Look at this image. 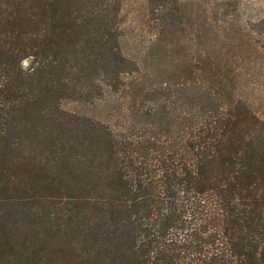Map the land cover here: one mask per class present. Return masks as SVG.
<instances>
[{"label":"trees","instance_id":"16d2710c","mask_svg":"<svg viewBox=\"0 0 264 264\" xmlns=\"http://www.w3.org/2000/svg\"><path fill=\"white\" fill-rule=\"evenodd\" d=\"M124 1L0 0V264H264V0Z\"/></svg>","mask_w":264,"mask_h":264},{"label":"rangeland","instance_id":"374dc122","mask_svg":"<svg viewBox=\"0 0 264 264\" xmlns=\"http://www.w3.org/2000/svg\"><path fill=\"white\" fill-rule=\"evenodd\" d=\"M140 0H125L121 18L123 22L125 39L129 41H135L134 44L143 45L146 44L150 37L149 24L143 27ZM146 25V24H145ZM25 65V63H24ZM254 85V84H253ZM253 89L250 87L249 90V105L257 112V115L264 119V80H261L259 85L255 84ZM67 108L72 107L70 105Z\"/></svg>","mask_w":264,"mask_h":264}]
</instances>
